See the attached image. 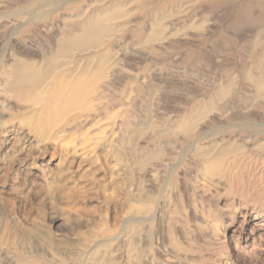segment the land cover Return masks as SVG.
<instances>
[{"label":"rangeland","instance_id":"obj_1","mask_svg":"<svg viewBox=\"0 0 264 264\" xmlns=\"http://www.w3.org/2000/svg\"><path fill=\"white\" fill-rule=\"evenodd\" d=\"M119 1L64 56L83 2L0 0V264H264V0ZM70 57L110 79L42 134L8 72Z\"/></svg>","mask_w":264,"mask_h":264},{"label":"bare ground","instance_id":"obj_2","mask_svg":"<svg viewBox=\"0 0 264 264\" xmlns=\"http://www.w3.org/2000/svg\"><path fill=\"white\" fill-rule=\"evenodd\" d=\"M52 1L57 5L56 8H59L60 5L62 6V4L68 2V0H52ZM71 1L83 2L80 8L85 7V10L83 9V13L86 15L90 14V16L89 19H87L86 23L83 25L84 28H82L75 36L73 35L74 37L71 38L68 41V43L62 44V46L59 48L60 51L58 52L61 55L65 54L64 56H66L67 53H70V51L73 49L80 50L88 47L90 48V50L91 49L94 50V48L98 46L97 45L98 40L103 36H105L106 32H108L110 29V26L106 24V22L113 20L115 15L117 16V15L127 14L126 11L127 8L125 7H127L128 4L122 5V2L119 0H107V1L101 0L100 4H99V0H94V1L91 0L93 3H89V4H88L89 0H71ZM43 5L49 6L47 3ZM97 13H101L103 16L93 17V15ZM9 22L14 25L15 21H9ZM19 27L21 26H18V28ZM10 31H12V29ZM95 50H97V48ZM17 51L19 52V50ZM22 55L24 56V54ZM90 56H92L91 53L89 55V58ZM91 58L93 59V57ZM73 59H75V57ZM73 59H71L70 57L69 60H66L61 64L56 62L55 59L54 60L52 59L50 61L45 62L43 66H38V64L31 62L32 60L31 61L23 60V59L22 60L19 59L15 61L13 60L14 63L11 65V69L8 72V82L10 81V86L12 87V91L17 93L19 92V93L28 94L30 99L29 101L31 100L36 101L33 103L37 104V106L40 105L34 114H35V121L39 123L42 134H48V133L50 134L51 131H53V129H55L56 127H59L60 130H62V128L66 126H71L77 123L81 119L82 115L80 114L84 113L85 110L89 109V104L93 102L90 98L93 95H96V93H98L99 84H101L102 81L107 83L110 79L109 73L111 71L112 66L109 64L111 67H108L109 61L107 62L105 58L99 61L98 63H95V61L93 60L92 61L94 63L87 60L88 63L86 65L84 64L78 65L76 66V68H73L68 73L69 69L75 65V61ZM93 98L94 97H92V99ZM75 111H80L81 113L78 112V114L77 113L73 114ZM223 153L224 151L222 150L221 152L218 153V155L216 156H214L215 154L213 155L214 157H212V159H210L209 162L211 167L215 168L219 166ZM220 169L221 168H219V170ZM220 175L222 177V174ZM234 184H237V182L235 183L234 181Z\"/></svg>","mask_w":264,"mask_h":264}]
</instances>
